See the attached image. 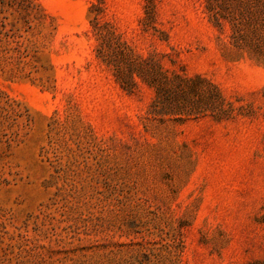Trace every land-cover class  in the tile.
<instances>
[{"label": "rangeland", "instance_id": "1", "mask_svg": "<svg viewBox=\"0 0 264 264\" xmlns=\"http://www.w3.org/2000/svg\"><path fill=\"white\" fill-rule=\"evenodd\" d=\"M254 7L234 32L205 0H0V264H264ZM141 61L160 98L120 83Z\"/></svg>", "mask_w": 264, "mask_h": 264}, {"label": "trees", "instance_id": "2", "mask_svg": "<svg viewBox=\"0 0 264 264\" xmlns=\"http://www.w3.org/2000/svg\"><path fill=\"white\" fill-rule=\"evenodd\" d=\"M261 7V11H264V0H205V10L208 14L209 21L217 27H222L224 22H228L234 32H238L243 24V21L250 15L252 7ZM254 7V8H255ZM258 17L254 20L256 25L264 29V17L259 21ZM258 49L255 46L254 51ZM259 50V49H258ZM149 61H141L138 67H131L129 75H126L123 79H119L122 86L128 90L136 86V81L133 77V73L144 83L154 87L157 92V96L164 93L165 89V74L162 73L163 67L158 61H153L151 64ZM167 73V71H165ZM181 77L173 72V80L181 81ZM195 80L205 82L204 80L196 77ZM191 81V79H189ZM217 94L220 95L217 86H214ZM155 113L161 114L156 111ZM170 115H182L178 111L168 113Z\"/></svg>", "mask_w": 264, "mask_h": 264}]
</instances>
